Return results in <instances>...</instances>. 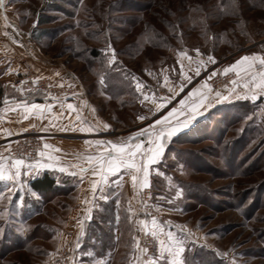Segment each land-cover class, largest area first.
<instances>
[{
	"label": "rangeland",
	"instance_id": "1",
	"mask_svg": "<svg viewBox=\"0 0 264 264\" xmlns=\"http://www.w3.org/2000/svg\"><path fill=\"white\" fill-rule=\"evenodd\" d=\"M10 1L28 21L37 52L66 72L68 83L60 87L72 88L75 95L76 88L85 92L100 126L97 136L106 141L126 138L166 115L165 103L158 116L157 111H148L154 109L150 101L141 103L137 80L147 95L168 98L173 96L169 83L183 82L189 89L205 81L210 74L206 71L214 67L219 71L207 81L214 98L216 91L229 89L233 80H242L235 72L224 74V68L246 55L264 56V0H236L238 7L230 0ZM44 19L48 23L41 24ZM109 43L116 53L112 65L107 62L111 51H102ZM94 50L105 67L118 66L127 73L131 85L127 83L126 94L112 97L99 84L100 67L91 58ZM209 55L216 63L201 66L198 76L190 72V83L183 81L189 64L198 66ZM28 74L38 76L20 75L6 84L9 91L0 99L6 94L9 101L22 97L12 83ZM229 78L231 82L224 85ZM182 91L171 100L172 107ZM237 102L216 105L188 131L165 141L163 157L150 167V188L134 190L127 177L117 191L106 190L108 201L102 204L96 199L99 207L92 204L94 216H102L106 230L111 222L106 204H117L114 231L120 239L109 251L107 264L135 260L133 237H139L141 246L149 242L150 253L156 252L155 240L137 224L153 216L165 233L183 236L181 228L191 233L185 241L190 264H264V97ZM139 115L147 119L141 121ZM27 129L14 140L8 156L25 148L37 160L40 156L33 149L37 144L46 152V134L38 127ZM57 180L63 193L38 194L23 180V190L13 188L11 194H1L5 187L0 185V213H6L8 220L6 233L0 235V264H92L86 253L103 257L97 245L88 248L84 241L76 248L78 183L64 176ZM9 195L11 201L6 198ZM129 201L135 214L127 211ZM4 227L0 220V228Z\"/></svg>",
	"mask_w": 264,
	"mask_h": 264
},
{
	"label": "snow or ice",
	"instance_id": "2",
	"mask_svg": "<svg viewBox=\"0 0 264 264\" xmlns=\"http://www.w3.org/2000/svg\"><path fill=\"white\" fill-rule=\"evenodd\" d=\"M4 2L5 0H0V7H4ZM230 3L233 7H238L236 0H230ZM261 47H264V45H261ZM109 50L111 51L112 55L108 58L107 62L109 65H112L116 61V53L115 50L111 48L110 43L108 44V48L102 51L107 52ZM195 51L198 55L200 54L199 49H196ZM191 59L192 58L189 57V60ZM207 63L215 64L216 61L211 55L207 57V61H199V65L196 68L195 75H200V67L206 65ZM181 68L183 69V65H181ZM9 71H12V69H9ZM218 71L219 69L211 72L207 76V79L205 81H202L197 88H194L191 92L188 93L186 99L180 100L179 103L181 107L179 110L173 107L171 111L167 112V115H163L162 118L156 119L154 124L149 123L147 128H141L138 132L133 133L126 138H118L116 141H95V145L97 147L96 154H77L76 159L82 161L87 165H71L73 169L78 168V172H68V169L63 166L59 167L57 170L61 173H67L73 177H79V180L81 182L83 181L84 175L86 173H90L91 176L94 177H99V179L93 180L91 183L93 199L89 201V203L93 204L96 207H99V205L95 203L97 199L95 195L96 192H100V200L107 201L109 199V196L106 195L105 192L110 184V177L121 173V170H123V174L129 175L131 177L134 190H137L138 188H150V166L158 164L160 158L163 157L166 147L165 141L170 140L175 134L179 133L183 129L188 128L190 123L194 121L198 115L201 114L200 110L202 108H208L212 106V99H210V94L213 92V89L211 85L207 83V81L211 80ZM229 72H235L237 77L244 79L243 87L245 89H248V92H245L243 94L237 93V99H250L255 102L257 99L264 97V56L258 54L243 56L234 64L223 69L224 74H227ZM56 75H59V73H56ZM39 79L40 77H37L36 80L33 81V83H36ZM132 79L137 80L136 77H132ZM165 79H167V77H165ZM185 79L188 83H190L192 77L185 76ZM98 82L101 86L106 87L105 77L103 75L100 76ZM23 83L24 82H21V84ZM232 83L234 85H237L238 81L233 80ZM13 87L16 86L13 85ZM136 89L143 96V101H141V103L150 100L149 95L145 93L141 82L138 80ZM180 90H183V85H181ZM170 91L173 92L172 97H157L156 99H164L165 103H170L171 100L175 98V95L179 94L175 91V89L170 88ZM232 91L235 92V89H232ZM193 97H195L196 99L193 100ZM215 97L219 98V100H227L231 98L229 96H223L219 91L215 92ZM189 101H191V104H189ZM4 102L6 107L4 109H0V113H6L8 111L15 112L18 109H22L20 115L25 120L30 116L44 119L45 112L52 111L51 105L20 101L14 107H9L7 98H5ZM151 102L154 106L155 111H159V109L164 106L163 104L156 103L155 100H152ZM60 103L61 107L63 108V102L61 101ZM67 108L73 111H77L76 119L80 120V113L77 109L74 108L72 104H67ZM154 109L153 107H149L148 111L152 113ZM185 109H187L186 113ZM178 111L182 115H186V118L184 120H177L176 123L173 124L172 120L176 118V114ZM62 116L63 112L54 115L53 119H60ZM3 118L4 117L0 115V119ZM137 118L143 121L147 119V116L139 115ZM102 126L104 129H108L109 127V125L107 124H103ZM32 127H34V125ZM40 130L44 131L46 129L42 128ZM61 130L91 132L95 129L91 126H83L82 122L80 126H77L75 128L68 129L67 126H65L64 128H61ZM3 131L6 135L11 134L7 129H4ZM23 131H28V129L25 128L23 129ZM145 136H147L146 141L142 139ZM85 144L91 146L93 142L85 141ZM50 147L51 146L47 143L43 145L44 149H48ZM6 151L11 152V149L7 148ZM56 151H59V149H56ZM37 154L40 157L45 156V152L43 150H38ZM49 159L52 160L58 158L49 157ZM9 160L11 161V163H8ZM33 160L34 157L31 155V153H20L19 158H15L12 155H0V182H4V187L9 194L12 193L13 188H18L20 190L24 189L25 181L22 180V176L30 179L34 176L39 175L40 169H52L54 167V165L51 163L41 164L39 160L31 162ZM123 174L121 175V184L123 182ZM9 185H11V187ZM33 195H35V193H33ZM6 198L11 201V195L7 196ZM240 210L242 211V209ZM127 211L132 214H135L136 212V210L132 208L130 201ZM91 212V208L86 209L85 220L92 219ZM117 219H119V217H117ZM128 219H132V216L130 215ZM0 220H3L5 224L4 228H0V235H3L6 233L8 226L7 214L0 213ZM78 223L80 225V233L77 239L76 248H80V240L84 235V223L83 221H78ZM137 224L141 226L140 231L144 232L146 236L150 235L155 240L157 244V250L155 253H150V249L148 246L149 242L146 241L144 246H141L139 237H133V247L136 255L135 260L129 261L128 264H190L187 256L185 255L186 251H190V249H187L185 243L188 236L191 235V233L187 229H180V231L184 233L183 236L177 235L175 232L171 231L165 233L163 226L154 216L150 221L137 220ZM217 254L226 255V253ZM89 255H91V253H89ZM96 264H107V261L99 260L96 262Z\"/></svg>",
	"mask_w": 264,
	"mask_h": 264
},
{
	"label": "crops",
	"instance_id": "3",
	"mask_svg": "<svg viewBox=\"0 0 264 264\" xmlns=\"http://www.w3.org/2000/svg\"><path fill=\"white\" fill-rule=\"evenodd\" d=\"M17 4L12 3L10 0H5L4 7H0V91H2V95L5 92L9 91V88L6 86V84L12 82V80H15L20 75H24L27 73H34L38 75L37 77L42 78H49L51 81H53L57 86L65 85L68 83V79L64 77L66 74L65 71H63V68L60 67L57 63L53 64L49 62L46 58L42 57L36 50V45L33 40L34 33L31 28L28 26L27 22L25 20V16H22L20 12L16 9ZM27 24V25H26ZM190 70L183 72L182 76H190V72H195L196 68L198 66L189 64ZM202 68V67H200ZM9 69H12V71H9ZM216 71L214 67L210 68V71H206L211 73V71ZM212 71V72H213ZM56 73H59V75H56ZM246 79V78H245ZM183 80V79H182ZM183 81H186L184 78ZM244 79L238 80V84L232 86L229 89L222 90L220 93L223 96H229L230 99L227 100H219V98H212L213 96L210 94V99H212V106L208 108H202L201 114L196 117L194 121H192L188 128L183 129L179 133L175 135H179L183 132L188 131L191 127H193L201 118L210 111L211 108L215 107L219 104H224L227 102L232 101H245L246 99H237L236 94H243L245 92H248V89H245L243 87ZM201 84V81L198 83L190 86L189 89L187 87L185 88L184 83L180 82L179 84H170L171 89H176V92H180V87L183 85V91L181 92L177 104L174 106L177 109H180V100L186 99L188 96V93L191 92L194 88H197ZM177 85V86H175ZM232 89H235V92L232 91ZM185 91V92H184ZM203 91V89H202ZM76 95L73 98L67 99L62 101L63 102V108L61 107V101H53L51 103H46L41 99L35 98V99H23L21 97L15 98L14 100L7 101L9 107H14L17 103L20 101L30 102V103H37V104H45V105H51L52 111L51 112H45V118L39 119L35 116H30L28 119H23L20 115V112H22V109H18L17 111H8L6 113H0L4 118L0 119V155L8 156L6 149L11 148L14 140L19 136L20 132L24 128L32 127H38L39 129H46L42 131L44 134H46V143L49 144L51 147L46 149L45 156L40 157L39 160L41 164L44 163H51L54 165L52 169H40V174L37 176H34L32 178H27L22 176V180H25L26 182H30V180L39 178L45 173L53 174L54 176H64L68 178H74L75 181H77L76 186V197L78 198L79 206L74 207V237L77 235L79 236L80 233V225L78 221H83L84 223V235L80 240V243H86L88 248H95L94 245L99 246L96 237H95V231L98 230V226L103 227L104 223L101 218H96L99 214L94 216L95 209L92 207L93 205L89 203L93 199L92 196V188L91 183L93 180L99 179V177L91 176L90 173H86L84 175L83 181L81 182L79 180V177H73L67 173H61L57 169L61 166L66 167L68 169V172L71 171H79L78 168L73 169L71 165L78 164L82 166H87L82 161L76 159L77 154L83 153L85 155L87 154H96L97 147L95 145V141H106L103 139L98 138L97 135L101 134L100 132V126L99 124L94 121L93 118L94 111H93V105L90 102V100L87 98L85 92L81 89L76 88ZM184 92V94H182ZM1 95V96H2ZM215 96V95H214ZM150 97V102L152 100H155L156 103L164 104V99H156L157 97ZM161 98V97H159ZM193 100L196 99L195 97L192 98ZM249 100V99H247ZM171 103V102H170ZM170 103H165V110L166 112L164 114L167 115L168 111H171L173 108ZM67 104H72L75 109H77L80 113V120H77V111H73L67 108ZM152 104V102H151ZM169 104V105H168ZM189 104H191V101H189ZM153 105V104H152ZM6 107L5 104L0 105V109H4ZM155 110V109H154ZM159 110L156 112V116L159 114H162ZM63 112V116L60 119H53V116L56 114H59ZM187 112V109H185V113ZM186 118V115H182L179 111L176 114V118L174 121V124L177 120H184ZM151 120L153 118H150ZM51 121V123H50ZM83 122V126H91L95 130L88 132V131H72V130H64L62 131L61 128H64L67 126L68 129L75 128L77 126H80ZM4 129H7L8 132H10V135H6L3 131ZM69 133H74L70 134ZM66 136H72L70 138V141L67 140L69 138H63L62 135ZM174 135V136H175ZM147 137V136H146ZM97 138V139H96ZM85 141H92L93 144L91 146L86 145ZM56 149H59V151H56ZM49 157H56L58 159H52L50 160ZM35 160L31 161L34 162ZM8 163H11L9 160ZM157 165V164H156ZM153 166V165H151ZM150 166V167H151ZM23 171V170H22ZM123 174V170H121V173H118L114 176L110 177V184L107 187V189H113L117 191L120 189L121 186V175ZM128 179L131 181V177L129 175L123 174V179ZM0 185L4 186V182H0ZM106 189V190H107ZM7 190L4 189L1 194H6ZM96 197L99 199L100 192H96ZM111 199L110 201H112ZM104 201L105 200H100ZM108 201V200H107ZM111 203V202H108ZM91 206V207H90ZM114 206L117 210V204L114 203ZM92 209L91 216L92 219L85 220L86 215V209ZM117 212L115 211V214L111 217L110 223L114 224V229H116L115 225H117ZM101 219V220H100ZM111 225V224H110ZM117 230V229H116ZM87 232V233H86ZM90 233V234H88ZM118 237V239H117ZM88 239V240H87ZM119 235H116L115 241H119ZM87 240V241H86ZM75 241V240H74ZM77 243V240H76ZM91 253V252H89ZM86 253V256H88L90 262L92 264H96L99 260H106L109 261L110 258H108L109 251L106 252V254L103 257H97L91 253ZM113 254V253H112Z\"/></svg>",
	"mask_w": 264,
	"mask_h": 264
},
{
	"label": "trees",
	"instance_id": "4",
	"mask_svg": "<svg viewBox=\"0 0 264 264\" xmlns=\"http://www.w3.org/2000/svg\"><path fill=\"white\" fill-rule=\"evenodd\" d=\"M48 19L41 20V24L48 23ZM94 65L100 67V73L105 77V92H107L112 97H117L120 95L126 94V88L128 80L126 77L128 76L125 71H122L121 67L114 68V67H105V62L102 59L101 55L94 50L91 55ZM122 71V74L120 73ZM123 79V80H122ZM122 81V82H121ZM131 85V82L129 83ZM129 85V86H130ZM135 89V87H134ZM2 95V91H0V96ZM237 102V101H235ZM238 103V102H237ZM240 103V102H239ZM30 187L38 194H48L53 192H64V188L61 187V184L58 183L57 177L50 173H45L39 178L32 179L30 181ZM75 189V188H74ZM108 210H110V216L114 215V203L106 204ZM114 210V211H113ZM99 218H102L100 215ZM110 227L106 230L105 227H99L98 230L95 231V237L97 242L99 243L98 248L102 255L104 256L107 251H111V249L115 245V231H114V224L110 223Z\"/></svg>",
	"mask_w": 264,
	"mask_h": 264
},
{
	"label": "built area",
	"instance_id": "5",
	"mask_svg": "<svg viewBox=\"0 0 264 264\" xmlns=\"http://www.w3.org/2000/svg\"><path fill=\"white\" fill-rule=\"evenodd\" d=\"M34 80H36V77L34 75L28 74V75L21 77L17 81L13 82L12 85L16 86L14 87L16 91H19L23 94L21 97L23 99H27L29 98V96H35V97L38 96L45 102H53V101L67 100V99L73 98L75 95L74 90L72 88L67 89L65 87L54 85L47 78H40L39 80H37L36 83H33ZM231 80L232 79L229 78L228 81L224 83V85L229 84ZM21 82H24V83L21 84ZM222 85L223 84L217 85V89H220ZM5 98L7 97H2L0 99V102L4 104ZM14 99L15 98H11V101ZM7 101H9L8 98H7ZM33 149H34V152H37L38 150H41V146L37 144L36 146L33 147ZM26 150L27 149L23 148L22 151L21 150L17 151L15 152V154H12V156L18 157L20 153L28 154L29 152H27Z\"/></svg>",
	"mask_w": 264,
	"mask_h": 264
}]
</instances>
